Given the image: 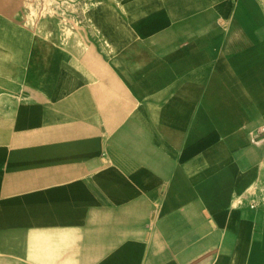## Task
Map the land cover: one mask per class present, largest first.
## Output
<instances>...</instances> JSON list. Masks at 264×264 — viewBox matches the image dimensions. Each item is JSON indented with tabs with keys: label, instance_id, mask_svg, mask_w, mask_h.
Returning <instances> with one entry per match:
<instances>
[{
	"label": "crops",
	"instance_id": "obj_1",
	"mask_svg": "<svg viewBox=\"0 0 264 264\" xmlns=\"http://www.w3.org/2000/svg\"><path fill=\"white\" fill-rule=\"evenodd\" d=\"M0 0V264H264V0Z\"/></svg>",
	"mask_w": 264,
	"mask_h": 264
},
{
	"label": "rangeland",
	"instance_id": "obj_2",
	"mask_svg": "<svg viewBox=\"0 0 264 264\" xmlns=\"http://www.w3.org/2000/svg\"><path fill=\"white\" fill-rule=\"evenodd\" d=\"M56 0H19V5H24L29 13L37 18H43L48 11L60 12L61 5ZM54 11V12H56ZM61 13V12H60Z\"/></svg>",
	"mask_w": 264,
	"mask_h": 264
},
{
	"label": "built area",
	"instance_id": "obj_3",
	"mask_svg": "<svg viewBox=\"0 0 264 264\" xmlns=\"http://www.w3.org/2000/svg\"><path fill=\"white\" fill-rule=\"evenodd\" d=\"M55 3H59L61 5V10L60 12L62 13L63 12V8H64V5L66 4V0H56ZM56 11V10H53V12Z\"/></svg>",
	"mask_w": 264,
	"mask_h": 264
}]
</instances>
